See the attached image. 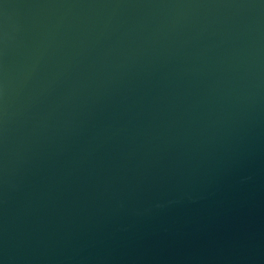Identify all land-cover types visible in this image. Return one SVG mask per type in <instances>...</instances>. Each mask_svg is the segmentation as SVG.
Wrapping results in <instances>:
<instances>
[{
    "label": "water",
    "instance_id": "obj_1",
    "mask_svg": "<svg viewBox=\"0 0 264 264\" xmlns=\"http://www.w3.org/2000/svg\"><path fill=\"white\" fill-rule=\"evenodd\" d=\"M0 264H264V0H0Z\"/></svg>",
    "mask_w": 264,
    "mask_h": 264
}]
</instances>
